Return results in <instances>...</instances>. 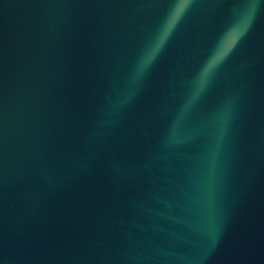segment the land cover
I'll return each mask as SVG.
<instances>
[{"label":"water","instance_id":"water-1","mask_svg":"<svg viewBox=\"0 0 264 264\" xmlns=\"http://www.w3.org/2000/svg\"><path fill=\"white\" fill-rule=\"evenodd\" d=\"M170 7L0 0V264H264V0H193L121 103Z\"/></svg>","mask_w":264,"mask_h":264},{"label":"clouds","instance_id":"clouds-1","mask_svg":"<svg viewBox=\"0 0 264 264\" xmlns=\"http://www.w3.org/2000/svg\"><path fill=\"white\" fill-rule=\"evenodd\" d=\"M193 0H171V7L155 34L142 49L128 81V95L121 101L127 103L135 95L137 86L152 68L180 22L190 9ZM245 33L236 25L226 29L208 54L199 71L190 82L191 97L195 99L210 86L217 70L227 60ZM231 39L226 46L225 41Z\"/></svg>","mask_w":264,"mask_h":264},{"label":"snow or ice","instance_id":"snow-or-ice-1","mask_svg":"<svg viewBox=\"0 0 264 264\" xmlns=\"http://www.w3.org/2000/svg\"><path fill=\"white\" fill-rule=\"evenodd\" d=\"M230 43H231V39L230 38L225 41V45L226 46H228Z\"/></svg>","mask_w":264,"mask_h":264}]
</instances>
